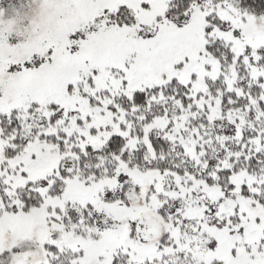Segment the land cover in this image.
I'll return each instance as SVG.
<instances>
[{"label": "snow or ice", "instance_id": "1", "mask_svg": "<svg viewBox=\"0 0 264 264\" xmlns=\"http://www.w3.org/2000/svg\"><path fill=\"white\" fill-rule=\"evenodd\" d=\"M0 264H264V0H0Z\"/></svg>", "mask_w": 264, "mask_h": 264}]
</instances>
